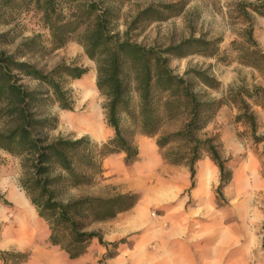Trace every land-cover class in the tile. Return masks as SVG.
<instances>
[{"label": "rangeland", "instance_id": "1", "mask_svg": "<svg viewBox=\"0 0 264 264\" xmlns=\"http://www.w3.org/2000/svg\"><path fill=\"white\" fill-rule=\"evenodd\" d=\"M56 1L66 8V0ZM98 1L100 6L112 10L116 31L123 34L131 27L130 36L146 46L177 44L192 36L212 42L213 55L201 52L181 58L174 56L171 66L180 74L189 68L207 69L222 83L219 89H208L219 103L202 136L216 135L222 143L224 157L229 159L232 179L223 188L225 198L218 194L220 169L206 153L197 163L196 186L191 188L190 168L168 163L156 138L136 132L134 142L140 149L137 160L126 162L125 153L107 155L102 159L103 175L97 176L95 185L70 190L75 196L139 194L132 209L119 213L117 219L90 227L101 232L106 243L116 242L117 247L106 246L96 238L84 256L71 259L61 246L51 243L50 227L39 216L22 185L21 159L0 149V194L9 201L0 202V250L30 253L29 259L21 264H165L167 251L189 246L186 237H172V229L181 222L184 231L190 227L199 233L198 242L202 244L214 232L221 233L222 242L225 234L232 233L237 237V248L252 249L253 264L261 262L264 259V93L253 98L246 93H255L256 87L264 88V58L252 55L245 30L252 23L254 37L264 50V15L251 10L250 22L240 12V0ZM152 4L173 6L164 10L166 19L151 20L152 14L141 13ZM42 15L34 0H0V35L4 34L0 45L48 72L64 64L86 66L88 73L80 79L60 78L71 90L73 109H64L50 99L43 111L56 118V126L49 129L52 137L87 135L92 142L102 144L113 137L114 130L106 123L104 98L96 84V62L76 40L55 47ZM188 49L191 51L195 46ZM22 81L30 88L39 86L29 77ZM244 101L256 116V132L248 120L239 118ZM174 128L171 125L168 130ZM205 161L211 165L208 173L201 170ZM16 192L24 194L32 205L30 211L14 197ZM188 215L197 221L189 220ZM118 217H124L123 221ZM0 264L15 263L0 257Z\"/></svg>", "mask_w": 264, "mask_h": 264}, {"label": "trees", "instance_id": "2", "mask_svg": "<svg viewBox=\"0 0 264 264\" xmlns=\"http://www.w3.org/2000/svg\"><path fill=\"white\" fill-rule=\"evenodd\" d=\"M34 2L42 9L55 47L76 40L96 62V84L104 98L106 123L114 130L113 137L102 144L92 142L87 135L52 137L49 129L56 126V118L45 114V102L52 99L64 109H73L71 90L60 78L80 79L88 68L64 64L48 72L0 45V149L21 159L22 185L39 216L48 223L51 243L61 246L71 259L84 256L96 238L106 246L117 247L116 242L106 243L101 232L90 227L132 209L139 194L75 196L70 190L95 185L97 176L103 175L102 159L107 155L125 153L126 162L137 160L140 149L134 142L136 132L156 138L168 163L190 168L191 188L196 186L197 163L206 153L220 169L218 194L224 199L223 188L232 179L229 159L224 157L216 135L202 136L219 103L208 89H219L222 83L207 69L189 68L180 74L171 66L174 56L213 55L212 42L192 36L177 44L146 46L130 36L131 27L123 34L116 31L112 10L100 6L98 0H66L67 9L56 0ZM238 5L250 22L251 10L264 15V0H240ZM172 6L152 4L141 15L164 20V10ZM245 34L252 55L264 58L252 23ZM191 46L195 49L190 51ZM25 77L39 86L25 85ZM261 92L264 88L256 87L255 93L246 94L253 98ZM239 118L248 120L256 132V116L247 101ZM171 125L175 128L168 130ZM0 202L9 203L1 194ZM30 255L0 250V257L15 264L27 261Z\"/></svg>", "mask_w": 264, "mask_h": 264}, {"label": "crops", "instance_id": "3", "mask_svg": "<svg viewBox=\"0 0 264 264\" xmlns=\"http://www.w3.org/2000/svg\"><path fill=\"white\" fill-rule=\"evenodd\" d=\"M204 164L209 165L210 162L205 161ZM187 217L191 221H197L192 216L189 217L188 215ZM123 219L124 217H118L120 221H123ZM181 224V222H177L174 226L172 237H186L189 246L187 249L173 248L167 251L165 254V264H253V250L250 248L238 249L237 237L234 234H225L226 238L222 242L221 233L214 232L207 239L206 244H202L198 242L199 233L197 231L192 230L193 228L189 226V230L184 231ZM257 264H264V259Z\"/></svg>", "mask_w": 264, "mask_h": 264}, {"label": "bare ground", "instance_id": "4", "mask_svg": "<svg viewBox=\"0 0 264 264\" xmlns=\"http://www.w3.org/2000/svg\"><path fill=\"white\" fill-rule=\"evenodd\" d=\"M210 165V164H209ZM208 164H205L201 170H204V173H208L209 172V166ZM202 172V171H201ZM213 175V174H212ZM210 178V177H209ZM203 179V178H202ZM14 197L19 201L20 205L25 208L26 210L30 211V208L32 207V205L29 203V201H27V199L25 198L24 194L22 192H16L14 193ZM33 224V223H31ZM35 229V228H34Z\"/></svg>", "mask_w": 264, "mask_h": 264}]
</instances>
